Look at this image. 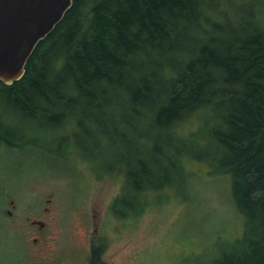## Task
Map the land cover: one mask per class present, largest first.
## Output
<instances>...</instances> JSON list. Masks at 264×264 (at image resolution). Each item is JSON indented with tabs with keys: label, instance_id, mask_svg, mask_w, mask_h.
Here are the masks:
<instances>
[{
	"label": "trees",
	"instance_id": "obj_1",
	"mask_svg": "<svg viewBox=\"0 0 264 264\" xmlns=\"http://www.w3.org/2000/svg\"><path fill=\"white\" fill-rule=\"evenodd\" d=\"M214 3L75 0L35 47L23 77L0 81V101L27 115L48 114L53 101L76 115L82 105L102 112L114 104V148L130 153L117 160L123 169L114 166L121 192L167 190L170 176L186 189L187 162L205 164L229 179L242 219L240 233L212 247L208 263L264 264V22L259 6ZM191 117L198 127L186 139L179 125ZM0 142L33 143L1 131ZM120 195L112 213L139 216L125 212L133 204ZM101 253L92 250L89 264H103Z\"/></svg>",
	"mask_w": 264,
	"mask_h": 264
},
{
	"label": "rangeland",
	"instance_id": "obj_2",
	"mask_svg": "<svg viewBox=\"0 0 264 264\" xmlns=\"http://www.w3.org/2000/svg\"><path fill=\"white\" fill-rule=\"evenodd\" d=\"M214 4L256 12L259 6L264 22V0ZM48 110L27 115L0 101V131L33 142L15 149L0 142V264H89L99 248L103 264H209L212 247L240 233L229 179L205 164L187 162L186 189L170 176L167 190L121 192L123 178L114 166L123 169L117 160L130 153L114 148V104L102 112L82 105L76 115L53 101ZM179 126L186 139L198 127L192 117ZM120 194L133 204L125 212L139 216L112 213ZM38 221L42 229L30 224Z\"/></svg>",
	"mask_w": 264,
	"mask_h": 264
},
{
	"label": "water",
	"instance_id": "obj_3",
	"mask_svg": "<svg viewBox=\"0 0 264 264\" xmlns=\"http://www.w3.org/2000/svg\"><path fill=\"white\" fill-rule=\"evenodd\" d=\"M75 0H0V81L9 86L24 75L38 43L62 21ZM42 228L41 222H33Z\"/></svg>",
	"mask_w": 264,
	"mask_h": 264
},
{
	"label": "flooded vegetation",
	"instance_id": "obj_4",
	"mask_svg": "<svg viewBox=\"0 0 264 264\" xmlns=\"http://www.w3.org/2000/svg\"><path fill=\"white\" fill-rule=\"evenodd\" d=\"M11 203H13V202H11ZM8 214H10V212H8ZM39 222V221H38ZM30 224H31V226L32 227H35V226H38V225H36V224H33V222H30ZM41 224H42V228L44 227V223L43 222H41ZM39 228H40V226H38ZM42 228H40V229H42Z\"/></svg>",
	"mask_w": 264,
	"mask_h": 264
}]
</instances>
